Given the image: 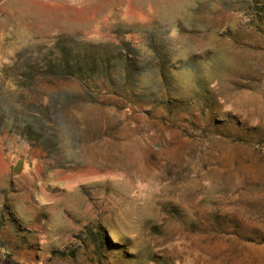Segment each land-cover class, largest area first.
<instances>
[{
    "label": "rangeland",
    "instance_id": "obj_1",
    "mask_svg": "<svg viewBox=\"0 0 264 264\" xmlns=\"http://www.w3.org/2000/svg\"><path fill=\"white\" fill-rule=\"evenodd\" d=\"M7 257L264 264V0H0Z\"/></svg>",
    "mask_w": 264,
    "mask_h": 264
},
{
    "label": "trees",
    "instance_id": "obj_2",
    "mask_svg": "<svg viewBox=\"0 0 264 264\" xmlns=\"http://www.w3.org/2000/svg\"><path fill=\"white\" fill-rule=\"evenodd\" d=\"M68 56H62L61 59H59V64H51L49 71L46 73L49 75V73H53L54 75L62 74H68V75H76L79 78L83 79L84 82L87 83L91 87V63L89 62V58L87 56H84L83 58H79L78 62L74 65H70L68 63V60L66 59ZM81 61H83L81 63ZM5 264H13V261L11 257H7L5 260Z\"/></svg>",
    "mask_w": 264,
    "mask_h": 264
}]
</instances>
